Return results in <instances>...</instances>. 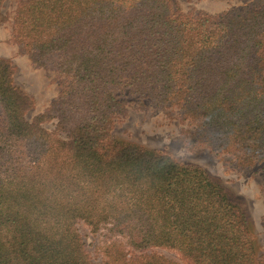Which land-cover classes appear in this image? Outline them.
Wrapping results in <instances>:
<instances>
[{"label":"trees","instance_id":"trees-1","mask_svg":"<svg viewBox=\"0 0 264 264\" xmlns=\"http://www.w3.org/2000/svg\"><path fill=\"white\" fill-rule=\"evenodd\" d=\"M12 34L60 93L29 120L34 98L0 54V264H100L82 224L126 239V252L106 249L118 264H168L154 249L184 264H264L221 182L113 134L130 104L172 108L194 142L264 172V0L216 15L171 0H20Z\"/></svg>","mask_w":264,"mask_h":264},{"label":"rangeland","instance_id":"rangeland-1","mask_svg":"<svg viewBox=\"0 0 264 264\" xmlns=\"http://www.w3.org/2000/svg\"><path fill=\"white\" fill-rule=\"evenodd\" d=\"M20 0H6L4 13L7 20L0 25V54L12 60L15 66V84L34 98L35 105L26 114L29 120L48 109L56 101L60 87L55 73L37 66L13 40V16ZM254 0H171L174 10L182 14L216 15L231 8L241 7ZM48 130L56 126V119L43 123ZM113 134L122 139L164 150L186 164L199 165L212 177L232 192L246 207L250 216L259 253L264 261V172L261 165L251 169L238 167L226 153H217L207 145H199L193 140L192 128L184 122L172 108L155 109L152 106L140 107L130 104L123 116H117L113 123ZM86 243L90 257L100 264H118L107 247L117 244L124 252L128 249L126 239L112 234L104 228L94 232L82 224L78 226ZM167 259L168 264H184L180 255L169 249H154Z\"/></svg>","mask_w":264,"mask_h":264}]
</instances>
